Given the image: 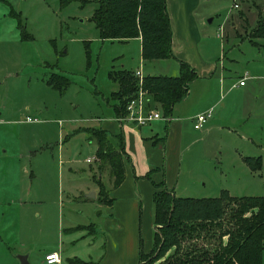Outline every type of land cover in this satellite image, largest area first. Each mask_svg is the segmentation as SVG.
I'll return each instance as SVG.
<instances>
[{"label": "rangeland", "instance_id": "374dc122", "mask_svg": "<svg viewBox=\"0 0 264 264\" xmlns=\"http://www.w3.org/2000/svg\"><path fill=\"white\" fill-rule=\"evenodd\" d=\"M67 1L63 7V0H0V187L7 183L5 173L8 184L16 182L17 171L27 173L24 191L31 201L18 219L30 232L23 230L21 243L11 252L15 257L24 256L17 249L29 252L28 264H46V254L59 246L63 264L102 253L103 236L90 238L92 222L100 217L95 216L98 202L81 191L93 187L89 167L110 188L96 156L92 164L85 162L96 151L95 141L88 140L91 127L113 115L118 105L111 99L116 87L108 74L140 65L144 75L159 74L164 65L148 71L151 66L143 64L138 40L102 41L90 22L95 0ZM203 12L207 18L200 47L217 71L210 83L194 85L189 100L174 106L172 118L202 103L205 91L210 96L205 101L214 99L208 104L216 105L203 130L195 132L191 122L185 123L188 148L179 189H186H177L176 196L213 198L226 190L233 197H264V39L253 42L249 37L257 17L264 15V0H207ZM225 15L228 20L222 24ZM223 67L231 80L222 84ZM52 74L68 80L60 92L47 84ZM245 74V86L231 88ZM244 157L260 158L259 168L251 170ZM77 226L87 229L61 232ZM0 264L11 263L1 258Z\"/></svg>", "mask_w": 264, "mask_h": 264}, {"label": "trees", "instance_id": "16d2710c", "mask_svg": "<svg viewBox=\"0 0 264 264\" xmlns=\"http://www.w3.org/2000/svg\"><path fill=\"white\" fill-rule=\"evenodd\" d=\"M83 4L89 1L81 0ZM90 22L102 41L126 43L140 39L141 59L144 62L172 59V33L166 11V0H95ZM69 3L63 0V7ZM251 41L264 39V15L258 16L249 33ZM179 73L175 77L145 76L142 88L147 93V107L158 110L166 118L173 108L186 99L190 84L197 79L194 69L178 61ZM108 77L116 90L111 99L117 118L125 113V106L138 89L134 72L112 69ZM68 80L52 74L47 84L61 91ZM88 130V129H87ZM86 130V131H87ZM90 139H95L98 171L108 173L111 188L98 178L93 182L98 189V204L112 205L111 190L117 189L125 179V165H131L124 152L123 139L115 141L99 128H92ZM244 163L253 171L259 168L260 158L244 157ZM149 179V176L146 177ZM153 201V245L144 255L140 243L139 264H262L264 254V197H233L222 190L218 197H177L155 185ZM93 228V225H92ZM77 226L63 232L84 231ZM172 251L171 254H168ZM166 254H168L166 256ZM166 256V257H165ZM68 264H96L77 257L67 259Z\"/></svg>", "mask_w": 264, "mask_h": 264}, {"label": "crops", "instance_id": "0c3cea01", "mask_svg": "<svg viewBox=\"0 0 264 264\" xmlns=\"http://www.w3.org/2000/svg\"><path fill=\"white\" fill-rule=\"evenodd\" d=\"M206 3L207 0H166V11L172 33L171 51L173 58L147 62L149 63L148 66H151L148 67L147 70L153 72L156 64L164 62V65H159L161 66L162 72H158L159 74H142L143 77H175L179 73L178 61L189 64L196 72L197 79L190 84L185 101L189 100L191 97L192 88H194L197 82L208 81V83H210L209 79H212L214 73L217 71L213 62L204 57L200 47L205 35L204 19L207 17L203 12V8ZM227 20L228 15H225L222 24ZM219 30H221V26ZM132 40H138L140 43L139 38ZM142 62L143 64L146 63L143 60ZM141 66L142 65H140V67ZM140 67L128 71L135 72L136 70H141ZM118 70L126 69L119 68ZM228 72L229 70H225L223 67L219 79L220 83L223 84L231 80L228 76L230 73ZM141 73H143L142 70ZM247 78L248 75L245 74L239 78V81L242 79L246 80ZM234 84H232V86ZM242 86L244 87L245 85ZM235 88H238V86ZM202 91H204V88ZM209 98L210 96L207 91L204 93L202 92L199 98V100L203 101L202 103H198L196 107H192L185 116L176 119H173L171 116L169 118L170 120L165 124L163 122H156L144 128H138L132 125H121L118 123L114 112L113 115L100 120L98 126L91 127L101 129L107 133L113 141L121 137L124 143V152L131 165H125L126 170L123 183L117 189L111 190L109 193L112 205L98 204V209L100 211L95 216L100 217H97L98 219L92 222L95 226L90 233L92 234L90 238L97 233L103 236L101 243L102 253L97 255L94 259H92L91 256H86L90 260H84L85 258L80 256L81 260L92 261L96 264H139L140 243H142V251L144 253L151 250L155 231V226L153 224L152 198L154 193L158 190L155 185L163 183L164 188L173 192L176 196V191L180 187V180L182 178L181 166L183 154L185 149L188 148V133L185 123L188 122L190 124L191 122L192 129L195 132L203 130L204 126L200 130H195L193 128V118L195 115L211 108L214 110L216 104L213 106H209L208 104L214 99L205 101ZM88 140L90 143L91 141H95L92 139ZM87 159H89L90 162H87ZM87 159L85 162L89 165L92 164L93 161H96L95 154L92 158ZM21 172L19 173V171H17L16 182L12 180L9 184V175L5 173L3 178L7 183H5L3 187H0V259H8L11 264H14V261L20 264L18 260L19 256L15 257L11 252V248L21 243V234L23 230H26L27 233L30 232V229L18 219L19 212L24 206L29 205L31 201L24 191V179L25 182L28 181L24 176H26L27 173L24 171ZM68 172L72 174L74 173V169L69 167ZM88 172L93 187L90 188L87 186L86 191H81V193L88 194L94 192L96 197L97 192L93 178L97 180L101 178V176H96L94 174L95 170H93V167H89ZM147 176H149V179L146 178ZM109 187L111 188L110 183ZM185 189L186 187L183 190ZM183 190L181 188V193H183ZM32 203L34 204L35 201ZM16 209L17 214H14V210ZM63 230L64 228H61V232H63ZM94 243L95 242L92 241L91 245H94ZM17 251L27 257L28 263L30 253L21 252L18 249ZM60 251L61 247L59 246L56 253H58L60 257L59 264H63Z\"/></svg>", "mask_w": 264, "mask_h": 264}, {"label": "built area", "instance_id": "2783aa9c", "mask_svg": "<svg viewBox=\"0 0 264 264\" xmlns=\"http://www.w3.org/2000/svg\"><path fill=\"white\" fill-rule=\"evenodd\" d=\"M233 7L234 9L238 8L237 4H235ZM134 76L138 81V89L126 104L124 115L117 118L118 123L121 125H132L138 128H144L156 122L169 121L170 119L164 117L160 111L152 110L147 107L148 99L147 93L142 88L143 76L141 70H136L134 72ZM244 80L245 79L240 80L238 83L234 84L232 88L244 85ZM213 111L214 110L211 108L205 112L195 115V117L193 118V128L195 130H200L203 125L209 119H211ZM28 121L33 122L30 119H28ZM86 161L90 162L89 159H87ZM45 262L46 264H59L60 257L56 252L49 253L45 256Z\"/></svg>", "mask_w": 264, "mask_h": 264}, {"label": "water", "instance_id": "95a60500", "mask_svg": "<svg viewBox=\"0 0 264 264\" xmlns=\"http://www.w3.org/2000/svg\"><path fill=\"white\" fill-rule=\"evenodd\" d=\"M85 197L89 198V199H93L95 197V193L94 192H90ZM18 260H19L20 264H28L27 263V257L25 255L24 256H19Z\"/></svg>", "mask_w": 264, "mask_h": 264}]
</instances>
